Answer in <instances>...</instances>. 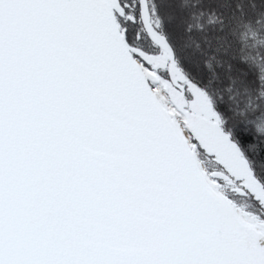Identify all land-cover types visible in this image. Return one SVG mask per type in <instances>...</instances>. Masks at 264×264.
Returning <instances> with one entry per match:
<instances>
[{"label":"snow or ice","instance_id":"1","mask_svg":"<svg viewBox=\"0 0 264 264\" xmlns=\"http://www.w3.org/2000/svg\"><path fill=\"white\" fill-rule=\"evenodd\" d=\"M0 264H264V0H0Z\"/></svg>","mask_w":264,"mask_h":264}]
</instances>
